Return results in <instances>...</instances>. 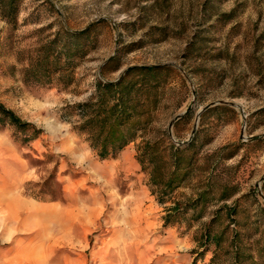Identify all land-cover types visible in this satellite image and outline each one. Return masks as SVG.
Instances as JSON below:
<instances>
[{
	"label": "rangeland",
	"instance_id": "374dc122",
	"mask_svg": "<svg viewBox=\"0 0 264 264\" xmlns=\"http://www.w3.org/2000/svg\"><path fill=\"white\" fill-rule=\"evenodd\" d=\"M19 9L16 26L0 17V102L42 132L21 144L0 128V264H210L213 247L202 254L199 241L215 205L197 222L189 214L163 226L171 203L151 194L135 160L139 141L100 160L73 131L76 117L63 118L96 79L115 81L130 66L176 70L155 119L176 145L199 127L197 112L211 110L201 132L207 145L171 199L195 196L205 181L216 195L233 188L226 204L239 198L236 223L222 215L212 230L254 231L264 209V0H22ZM95 23L72 86L25 83L39 46ZM113 55L121 69L100 75ZM188 108L190 119L169 127ZM49 177L56 200L33 198Z\"/></svg>",
	"mask_w": 264,
	"mask_h": 264
},
{
	"label": "trees",
	"instance_id": "16d2710c",
	"mask_svg": "<svg viewBox=\"0 0 264 264\" xmlns=\"http://www.w3.org/2000/svg\"><path fill=\"white\" fill-rule=\"evenodd\" d=\"M21 1L0 0V17L7 24L16 26ZM99 25L92 24L77 33H57L53 40L39 46L22 71L25 83L50 85L56 81L63 88L72 86L75 70L88 52L87 44L82 40L94 38ZM121 67L119 58L113 55L100 67L99 74L106 76L107 73L119 71ZM176 74V70L166 65H141L125 68L115 81L96 79L89 97L68 106L65 110L69 113L63 118L70 120L76 117L77 120L72 123L73 131L84 139L100 160L114 158L129 144L139 141L135 160L149 177L151 194L160 205L166 204L167 200L171 203L165 209L163 226L176 223L189 214L192 221L197 222L202 219L206 209L215 205L213 216L205 224L199 241L204 247L202 254L210 252V247H213L210 264H259L258 261H264V209L255 215L253 225L256 228L253 232L232 230L227 236L225 230L213 232L212 226L222 215L228 224L236 223L239 198L234 199L231 206L226 204L238 193L233 188L222 187L216 195L209 181H205L195 196L184 201L171 199L196 169L201 150L207 145L201 137L204 118L211 112L207 109L199 115V127L186 144L176 145L170 139L168 128L156 126V115L169 96L168 86ZM221 109L227 107L214 110ZM191 114L189 110L180 115L174 120L173 128L179 122H187ZM6 126L21 136V144H29L42 132L0 102V128ZM55 185L56 181L49 177L41 185H36L39 191L31 196L55 201ZM256 235L260 236L259 239L253 240L252 244L246 243Z\"/></svg>",
	"mask_w": 264,
	"mask_h": 264
},
{
	"label": "water",
	"instance_id": "95a60500",
	"mask_svg": "<svg viewBox=\"0 0 264 264\" xmlns=\"http://www.w3.org/2000/svg\"><path fill=\"white\" fill-rule=\"evenodd\" d=\"M208 108H209V106H206V107L200 109V110L197 112V116H196V119H195L196 122L199 120V115H200L203 111L207 110ZM187 111H189V108H188L184 113H182V114H180V115L185 114ZM180 115H177V117L175 118V120H176ZM171 126H172V125L169 124V127H171ZM241 139H242V136H241Z\"/></svg>",
	"mask_w": 264,
	"mask_h": 264
}]
</instances>
